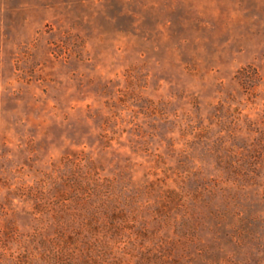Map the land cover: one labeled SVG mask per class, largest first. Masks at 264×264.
I'll return each mask as SVG.
<instances>
[{"label": "rangeland", "instance_id": "374dc122", "mask_svg": "<svg viewBox=\"0 0 264 264\" xmlns=\"http://www.w3.org/2000/svg\"><path fill=\"white\" fill-rule=\"evenodd\" d=\"M0 264H264V0H0Z\"/></svg>", "mask_w": 264, "mask_h": 264}]
</instances>
